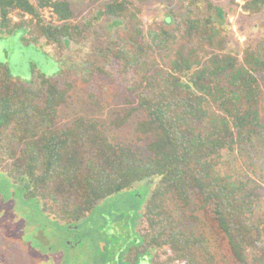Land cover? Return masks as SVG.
Wrapping results in <instances>:
<instances>
[{"label":"trees","instance_id":"obj_1","mask_svg":"<svg viewBox=\"0 0 264 264\" xmlns=\"http://www.w3.org/2000/svg\"><path fill=\"white\" fill-rule=\"evenodd\" d=\"M89 1L97 11L74 22ZM232 1L241 19L264 11V0ZM83 2L0 0V170L21 184L19 202L65 223L67 241L100 202L132 190L141 210L120 264H222L191 220L224 234L240 264H264V177L237 162L264 151V21L241 55L228 48L227 12L211 0H180L152 22L132 0ZM17 34L58 47L52 71L14 72L2 43ZM77 46L65 62L62 51ZM68 63L88 93L74 116L65 115L77 85ZM112 85L125 107L103 121L88 110L105 111ZM129 123L136 138L124 141L114 127ZM150 179L152 193L137 195Z\"/></svg>","mask_w":264,"mask_h":264},{"label":"rangeland","instance_id":"obj_2","mask_svg":"<svg viewBox=\"0 0 264 264\" xmlns=\"http://www.w3.org/2000/svg\"><path fill=\"white\" fill-rule=\"evenodd\" d=\"M70 1L79 8H81L84 3V0ZM132 1L141 9L149 10L150 14L146 18L149 22H152L154 20L152 14L158 13L159 15L157 18L162 19L169 9H176L177 2L180 0ZM211 1L215 6L221 7L227 12L230 23L232 24L231 29L233 33L228 37L229 50L242 55L248 37L251 35V38H255V36H259V33L263 31L261 22L264 21V11L257 15V17L241 19L239 15L241 8L238 6L232 7V0ZM87 3L89 4L78 10L79 17L75 19L74 22L84 21L93 11H97L100 2L92 3V1H89ZM42 13H44V18H46L48 22H56L51 9L42 10ZM100 20L99 24L101 25L103 24L102 16ZM22 35L20 37L18 34L15 36L8 35V40L6 39L7 36H5V42L2 43V48L9 50V60L14 72L21 75L22 78H27L31 77L35 70L46 73L52 71L55 60L51 55H56L58 58L60 57L58 55V47L55 48L53 45L52 47H48L47 44L42 43L40 47L35 48L27 45L23 41ZM81 50L82 47L77 46L74 50L72 48L67 53L62 51L63 60L67 62L69 55H79L81 54ZM85 50H87V48ZM68 65L70 73L73 75L72 78L76 79L77 85L74 98L71 101L72 105L67 108L65 107V115L74 116L76 113L82 112L81 105L83 106V102L89 104L87 101L88 93L86 83L82 78H78L79 72L77 71H81V69L78 66L73 67L72 63H68ZM79 75L82 76V71ZM110 87L105 98V111L100 114L96 107H93L96 112L88 110L90 114L99 116L103 121L114 118L116 116L114 110L119 111L125 107L122 102V95H116L119 88L115 85ZM85 112L86 110H83V113ZM130 124L131 123L123 129L112 127L116 128L117 136L122 137L121 139L125 141L130 138H136ZM258 155L256 156L255 152H253L251 156H249V154L245 155L243 158H239L237 162L239 167L255 169L257 175L251 174V176L260 179V177H264V151H261ZM249 161L252 162L253 165L249 164ZM157 182L158 179H150L137 184L135 190L142 186H147L149 188V190H147L146 187H143L139 190L137 195L141 194L143 196H148V194L152 193L153 189L156 188ZM20 186L21 184L19 181L9 177L6 168L0 170V264H3L2 262L5 261L8 262L7 264H35L36 262L40 264H64L65 262L71 264H102L103 261H106V264H120L119 259L122 252L126 250L129 242L136 236L134 224L138 220L141 210L137 204L136 198L138 196H135L134 191H126L114 198H109L100 202L97 210L82 221L80 233L72 237L69 236V240L64 241L62 236L64 235V238L66 236L61 233L70 232L66 231L63 227L65 223L60 221L59 224H56L55 221L58 222V220L54 218H52V220H46V217L41 216L36 208L30 205H28L27 208L24 203L19 202L21 199L17 196V192ZM29 207H31V209H29ZM29 212L30 215L26 216L25 214ZM105 225L106 227H103ZM190 225L196 226V229L199 231H207L213 244V250L218 255L222 264H240L235 260L230 242L224 234L221 236L212 233L210 225L203 224L202 222L191 220ZM58 234L59 236L56 240ZM61 237L62 240H59ZM22 238L25 239L22 240ZM75 240L77 241L76 245L82 241L84 245L71 248L72 242ZM38 242L46 246L44 247V245L40 243L38 244L39 248L34 247L35 243ZM60 248V253H56L55 251H58ZM50 250L53 251L52 254H49ZM61 253H63V256H61ZM164 258L165 256H163L162 259ZM152 259V257H147L146 260L150 263H155ZM128 262V259H126V262L121 261V264H129Z\"/></svg>","mask_w":264,"mask_h":264},{"label":"flooded vegetation","instance_id":"obj_3","mask_svg":"<svg viewBox=\"0 0 264 264\" xmlns=\"http://www.w3.org/2000/svg\"><path fill=\"white\" fill-rule=\"evenodd\" d=\"M77 233H78V232H77ZM77 233H73V234L71 235V237H72L73 235H76ZM58 236H59V234L56 236V240H57V237H58ZM22 237H23V236H22ZM62 237H64V235H63ZM68 238H70V237L68 236ZM24 239H25V238H22V240H24ZM76 242H77V241H73V242H72V247H71V248H73V247L76 248V246H80V243H79L78 245H76ZM40 243H41V242L35 243L36 246L34 245V247L37 248V247H38V244H40ZM41 244H42V243H41ZM42 245H44V247L46 246L45 244H42ZM44 247H43V248H44ZM38 248H39V247H38ZM71 248H70V249H71ZM60 250H61V248H60L58 251H55V252H56V253H60ZM50 253L52 254L53 251L50 250V251H49V254H50ZM43 255H44V254H43ZM61 256H63V253H61ZM54 262H56V261H54ZM2 263H3V264H7L8 262L5 261V262H2ZM34 263H35V262H34ZM35 264H40V263H39V262H36ZM64 264H71V263H69V262H65ZM77 264H80V263H77ZM82 264H84V263H82Z\"/></svg>","mask_w":264,"mask_h":264}]
</instances>
